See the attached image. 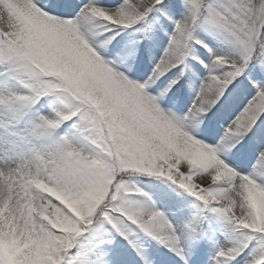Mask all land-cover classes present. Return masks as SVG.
<instances>
[{"label":"snow or ice","instance_id":"1","mask_svg":"<svg viewBox=\"0 0 264 264\" xmlns=\"http://www.w3.org/2000/svg\"><path fill=\"white\" fill-rule=\"evenodd\" d=\"M0 264H264V0H0Z\"/></svg>","mask_w":264,"mask_h":264}]
</instances>
